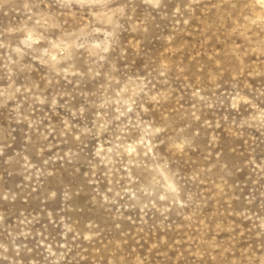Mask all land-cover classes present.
I'll return each instance as SVG.
<instances>
[{
  "label": "rangeland",
  "instance_id": "obj_1",
  "mask_svg": "<svg viewBox=\"0 0 264 264\" xmlns=\"http://www.w3.org/2000/svg\"><path fill=\"white\" fill-rule=\"evenodd\" d=\"M0 264H264V0H0Z\"/></svg>",
  "mask_w": 264,
  "mask_h": 264
}]
</instances>
